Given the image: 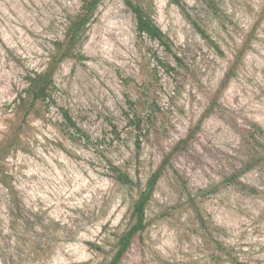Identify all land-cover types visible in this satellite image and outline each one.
Returning a JSON list of instances; mask_svg holds the SVG:
<instances>
[{
  "label": "rangeland",
  "instance_id": "374dc122",
  "mask_svg": "<svg viewBox=\"0 0 264 264\" xmlns=\"http://www.w3.org/2000/svg\"><path fill=\"white\" fill-rule=\"evenodd\" d=\"M80 5L0 0V147L14 140L1 165L35 224H25V247L11 242L0 251V264H108L140 187L119 183L107 159L141 186L167 160L172 164L148 204L146 229L120 264H264V181L256 170L239 178L259 193L228 182L248 160L253 125L264 129V0H153L152 16L171 51L137 36L123 0H103L75 55L57 70L53 99L25 121L16 97L26 76L45 68ZM62 109L93 143L71 137ZM137 110L145 120L139 150L127 119ZM7 199L0 182L1 232ZM197 209L220 229L210 235Z\"/></svg>",
  "mask_w": 264,
  "mask_h": 264
},
{
  "label": "trees",
  "instance_id": "16d2710c",
  "mask_svg": "<svg viewBox=\"0 0 264 264\" xmlns=\"http://www.w3.org/2000/svg\"><path fill=\"white\" fill-rule=\"evenodd\" d=\"M103 0H81V5L78 13L69 19V23L65 32L63 39L54 42V50L50 55V58L43 70L33 71L26 76L28 81V86L20 92L16 101L18 102L17 108L23 113L25 121L28 116L37 110V105L48 101L49 103L53 99V93L56 89L55 85V74L59 69L60 65L68 58L75 55V50L78 45L83 41L87 28L90 23L96 18V13L99 6ZM126 6L134 14L136 19V32L138 37L147 36L148 38L157 41L161 46H163L167 51H171V44L167 34L160 28V26L155 22L152 11H153V0H150V4L146 7L140 2L135 0H123ZM172 3L181 5L182 0H170ZM209 6L214 11L215 14L219 13L217 5L214 1H209ZM195 29L201 35V37L207 40L209 43L214 45V47L221 53L220 48L214 43L210 38V35L206 32L205 28L201 26L197 21H192ZM245 51V49H243ZM165 70H172L170 65H165ZM231 76L228 74L223 82V87H226ZM134 104V103H133ZM132 104V105H133ZM62 116L64 123L70 130V135L75 140L85 139L86 142L93 143L92 137L88 134L82 127L78 125L76 120L73 118L72 114L68 109H62ZM128 125L131 129L136 132L137 136V149L141 147L140 136L143 134L145 120L142 114L137 110L133 111L132 114H127ZM203 120L199 121L197 129L200 128ZM254 131L251 133L250 142V153L248 160L244 163L243 168L238 172L231 175L228 182L239 184L241 188L249 193H259V189L255 186H249L241 181L239 178L250 171L256 170L259 176L264 181V143L262 139L264 138V129L258 124L253 125ZM113 133L116 137L120 136V132L117 130V126L113 125ZM11 134L15 135L13 131ZM195 132L190 134L189 140L194 137ZM12 136V135H11ZM9 136L5 141V145L0 147V182L7 189V209H8V225L6 232L0 231V251L9 249L10 243H21L22 247H25V224H27L32 229L35 224L26 218L27 208L25 203L19 196L16 188L7 181V174H5L2 168L1 161L4 159L7 148L9 144H13V138ZM139 154V152L137 153ZM109 168L113 174V177L122 185L128 187H140L139 193L132 205V210L130 214V225L129 227L120 235L117 241V247L114 255L108 264H120L125 254L131 248L134 238L143 232L147 227V217L146 210L149 202L151 201L153 194L156 190V186L166 171V165L172 167L170 159L158 167L147 179V181L141 186L139 181L135 180L127 171L123 170L119 165L114 164L110 159H107ZM216 191L215 189H201L198 191V195L203 197L211 192ZM197 218L200 224L209 231L212 235L214 230L220 229L219 226L211 224L212 221L205 219L203 213L198 209ZM211 225V227H210ZM218 247L223 253L231 254L230 246L215 240ZM13 248L20 249L19 246L14 245ZM237 264H245L238 259L234 260Z\"/></svg>",
  "mask_w": 264,
  "mask_h": 264
}]
</instances>
